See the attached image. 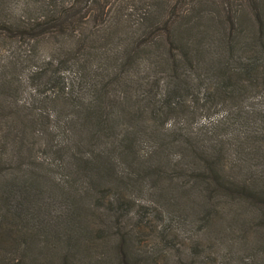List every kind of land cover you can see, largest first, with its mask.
<instances>
[{
    "label": "trees",
    "instance_id": "trees-1",
    "mask_svg": "<svg viewBox=\"0 0 264 264\" xmlns=\"http://www.w3.org/2000/svg\"><path fill=\"white\" fill-rule=\"evenodd\" d=\"M123 117L140 129L119 133ZM40 126L94 171L96 198L118 216L108 180L126 185L118 172L137 168L136 182L193 185L202 205H253L264 226V0H0V170L9 140L17 155L16 140ZM78 176L73 197L87 193ZM0 216L25 215L1 206ZM7 235L0 264H13ZM122 247L121 264L147 260ZM78 254L65 246L63 263Z\"/></svg>",
    "mask_w": 264,
    "mask_h": 264
},
{
    "label": "rangeland",
    "instance_id": "rangeland-1",
    "mask_svg": "<svg viewBox=\"0 0 264 264\" xmlns=\"http://www.w3.org/2000/svg\"><path fill=\"white\" fill-rule=\"evenodd\" d=\"M134 122L121 118L123 129L118 132L124 135L126 127L139 130L141 125ZM41 130V126L36 127L16 140V146H22L18 156L11 153L9 140L4 157L8 163L0 170V207L25 215L0 216V231L8 229L4 249L12 253L9 258H13V264H64L65 246L79 252L69 262L72 264H121L120 242L131 257L132 250L133 255L138 253L147 259L140 264H264V226H258L261 214L254 211L255 206L238 202L230 207L226 201L202 205L193 197L189 199L190 193L197 194L193 185L184 189L181 184L168 182H136L140 177L138 169L128 168L118 172L120 178H128L126 185L108 180L114 192L113 202L122 200L118 216L117 210L106 207L107 198H96L94 171L78 165L81 163L71 151L58 149V137ZM235 140L230 137L226 142ZM152 146L147 138L140 143L143 163L157 160L151 155ZM179 151L178 147L171 148L173 153ZM229 152L234 158L235 151ZM186 160L190 161L189 157ZM66 162L73 167H67ZM259 168L264 169L261 165ZM77 174L88 194L73 197L70 183ZM73 205L79 216L65 214V209ZM110 207L115 208L116 202ZM204 210L211 216H206ZM17 234L24 235L17 241L19 244L13 245ZM55 240L59 243L55 244ZM51 243L59 247L58 252Z\"/></svg>",
    "mask_w": 264,
    "mask_h": 264
}]
</instances>
